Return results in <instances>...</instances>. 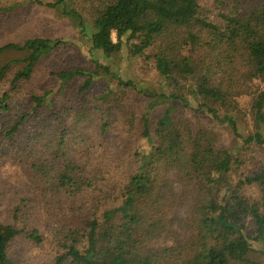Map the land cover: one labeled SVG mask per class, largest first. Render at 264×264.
<instances>
[{"label": "trees", "instance_id": "1", "mask_svg": "<svg viewBox=\"0 0 264 264\" xmlns=\"http://www.w3.org/2000/svg\"><path fill=\"white\" fill-rule=\"evenodd\" d=\"M83 1L93 9L91 49L109 58L127 47L130 55L151 62L169 89L163 95L169 106L152 132L144 121L142 137L150 149L136 154L135 171L122 183L112 180L100 163L93 133L77 128L89 125L101 135L107 127L110 109L84 95L97 75L60 69L54 76L62 85L75 78L83 84L67 107L47 112L50 93L27 92L25 85L40 61L63 42L34 38L0 47V52H26L20 60L24 66L10 75L12 62L0 67V82L9 86L0 92V158L13 155L27 164L30 184L40 190L47 206L62 209L86 190L97 194L72 226H62L54 264L249 263L255 250L245 220L251 217L256 237L261 236L264 205L251 202L243 190L256 184L264 202V170L240 175L244 161L219 147L212 131H192L172 113L177 105L190 107L186 88L192 79L195 110L226 124L245 145L264 144L258 132L264 127V91L253 92L249 115L254 134L241 136L232 117L239 114L236 98L251 94L254 81L264 85V0ZM65 14L84 29L76 11ZM94 66L115 78L107 66ZM117 81L134 88L133 83ZM219 111L228 115L220 119ZM114 199L119 200L116 207L103 209ZM20 232L41 242L33 230L0 235V264H13L8 244Z\"/></svg>", "mask_w": 264, "mask_h": 264}, {"label": "rangeland", "instance_id": "2", "mask_svg": "<svg viewBox=\"0 0 264 264\" xmlns=\"http://www.w3.org/2000/svg\"><path fill=\"white\" fill-rule=\"evenodd\" d=\"M59 1L0 0V47L9 44L22 45L26 40L34 38L63 42L62 46L40 61L35 67L32 79L25 85L27 92L50 93L47 112L67 107L83 84V79L75 78L62 85L54 76L60 69L79 68L97 75L84 95L93 104L110 109L107 113V127L101 135L95 134L96 130L89 125L83 124L77 128L80 132L93 133L92 141L98 145L103 169L109 171L110 179H117L122 183L137 167L136 154L149 151L150 148L142 137L143 124L147 120L152 132L154 122L169 106L163 97L169 89L164 86L153 64L142 57L130 55L127 47L109 58L100 51L91 49L89 36L92 33L93 9L89 2L62 0L65 5L62 6ZM48 3L57 5L50 8L46 6ZM66 10L76 11L80 15L83 30L66 16ZM112 40L115 42L114 34ZM25 56L26 52L16 50L0 52V67L6 62H12L10 75L24 66L20 60ZM94 62L107 66L115 78L106 76L101 70H95ZM117 79L133 83L134 88L118 85ZM193 84L194 81L189 80L186 88L190 107L177 105L172 113L174 120L187 122L192 131L199 128L212 131L219 147L229 150L232 155L244 161L238 169L240 175L250 177L264 170V144L245 145L242 139L231 134L226 124L212 120L203 111L195 110L198 102L194 97ZM251 86V94H242L236 98L239 114H231L236 119L238 133L243 137L255 132L249 115L253 92L256 94L264 91V85L259 82L254 81ZM8 88L5 81L0 82V92ZM103 95L106 98L102 102L95 100ZM20 97L18 95L17 99ZM218 115L222 119L228 114L219 111ZM258 132L264 138V127ZM70 153L73 154L72 150ZM29 180L26 163H18L13 155L0 158V235L5 236L11 230L37 231L41 236L40 243L26 238L24 232L14 235L8 244L9 260L13 264H54L60 251L62 226H72L84 213L80 209L90 206L97 194L95 191L86 190L84 196L60 209L55 204L47 206L40 190L32 187ZM243 194L251 202L264 205L262 188L256 184L246 186ZM118 203L119 200L114 199L103 204V209H112ZM245 223L246 233L250 236L255 252L249 256V263L241 264H264V232L256 237V227L251 217H247Z\"/></svg>", "mask_w": 264, "mask_h": 264}]
</instances>
